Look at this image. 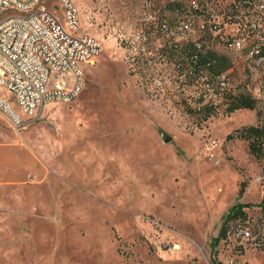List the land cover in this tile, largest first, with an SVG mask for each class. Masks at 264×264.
Returning a JSON list of instances; mask_svg holds the SVG:
<instances>
[{
    "label": "rangeland",
    "instance_id": "obj_1",
    "mask_svg": "<svg viewBox=\"0 0 264 264\" xmlns=\"http://www.w3.org/2000/svg\"><path fill=\"white\" fill-rule=\"evenodd\" d=\"M71 1L101 45L80 90L31 118L0 86L20 118L0 105V264H264V159L228 139L264 125V64L249 54L264 0ZM41 4L64 17L61 0ZM188 41L230 57L227 91L257 90L255 110L227 114L185 78L166 50ZM184 101L218 115L198 126ZM237 203L248 220L213 247Z\"/></svg>",
    "mask_w": 264,
    "mask_h": 264
},
{
    "label": "built area",
    "instance_id": "obj_2",
    "mask_svg": "<svg viewBox=\"0 0 264 264\" xmlns=\"http://www.w3.org/2000/svg\"><path fill=\"white\" fill-rule=\"evenodd\" d=\"M41 1L0 0V86L12 94L17 108L31 118L54 100H70L80 90L83 64L95 59L101 49L96 39L81 33L79 13L71 0H61L62 19ZM249 26L250 34L256 36L249 54L261 66L264 64L263 4L256 8L255 21ZM234 46L241 48L242 41L237 40ZM230 72L211 78L195 75L194 79H204L206 92L211 95H222L230 92L227 91ZM247 94L255 100L260 95L250 87ZM242 236L248 238L250 233L244 232Z\"/></svg>",
    "mask_w": 264,
    "mask_h": 264
},
{
    "label": "trees",
    "instance_id": "obj_3",
    "mask_svg": "<svg viewBox=\"0 0 264 264\" xmlns=\"http://www.w3.org/2000/svg\"><path fill=\"white\" fill-rule=\"evenodd\" d=\"M166 54L169 59L174 60L178 64L179 69L184 71L186 79L195 75L200 77L205 75L211 78L233 68L230 57L208 49L206 46L194 41L172 43L168 45ZM222 97L228 106L225 111L227 114L237 110H255L257 106V100L247 93L233 95L230 92H224ZM182 106L187 114L197 120L198 126L218 115L217 106L212 103H207L194 109L184 101ZM228 139L247 141L249 153L256 159H264V125L243 127L230 134ZM244 186L241 188L240 196L244 193ZM249 207V205L239 203L232 206L224 217L219 236L213 240V247L218 245L221 240L227 238L230 223L241 221L244 224L248 220V214L245 209ZM259 207L262 208L264 213V197Z\"/></svg>",
    "mask_w": 264,
    "mask_h": 264
},
{
    "label": "water",
    "instance_id": "obj_4",
    "mask_svg": "<svg viewBox=\"0 0 264 264\" xmlns=\"http://www.w3.org/2000/svg\"><path fill=\"white\" fill-rule=\"evenodd\" d=\"M0 105L4 108V109H6L5 108V105L3 104V102L0 100Z\"/></svg>",
    "mask_w": 264,
    "mask_h": 264
},
{
    "label": "bare ground",
    "instance_id": "obj_5",
    "mask_svg": "<svg viewBox=\"0 0 264 264\" xmlns=\"http://www.w3.org/2000/svg\"><path fill=\"white\" fill-rule=\"evenodd\" d=\"M8 108H9V106H8ZM10 110V109H9Z\"/></svg>",
    "mask_w": 264,
    "mask_h": 264
}]
</instances>
